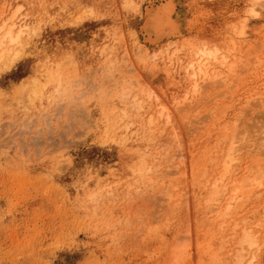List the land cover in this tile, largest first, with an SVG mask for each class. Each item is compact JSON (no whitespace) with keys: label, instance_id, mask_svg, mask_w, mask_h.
Returning a JSON list of instances; mask_svg holds the SVG:
<instances>
[{"label":"rangeland","instance_id":"374dc122","mask_svg":"<svg viewBox=\"0 0 264 264\" xmlns=\"http://www.w3.org/2000/svg\"><path fill=\"white\" fill-rule=\"evenodd\" d=\"M165 1L0 0V264H264V0Z\"/></svg>","mask_w":264,"mask_h":264},{"label":"bare ground","instance_id":"6f19581e","mask_svg":"<svg viewBox=\"0 0 264 264\" xmlns=\"http://www.w3.org/2000/svg\"><path fill=\"white\" fill-rule=\"evenodd\" d=\"M170 1L166 0L161 5L155 8H151L150 10H148L149 13L147 11L146 17L144 19L145 21L140 26V30H143V32L146 34L147 37L146 36L145 37L147 38V41L149 44H157L163 40H168L172 37L177 36L180 32V26L177 23L178 21L176 22L174 18H172V13H171L170 8L173 2L171 3ZM203 55L204 54H202L201 56L203 57ZM198 61L200 62V60ZM192 63L193 62H190L189 64H192ZM193 66L190 65V67H193Z\"/></svg>","mask_w":264,"mask_h":264}]
</instances>
